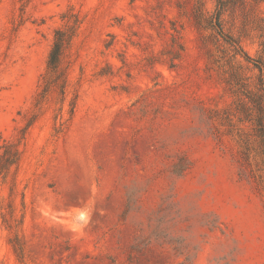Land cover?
Wrapping results in <instances>:
<instances>
[{
	"label": "rangeland",
	"instance_id": "obj_1",
	"mask_svg": "<svg viewBox=\"0 0 264 264\" xmlns=\"http://www.w3.org/2000/svg\"><path fill=\"white\" fill-rule=\"evenodd\" d=\"M244 1L220 33L217 0H0V157L20 152L0 264H264V0ZM58 29L69 84L40 113Z\"/></svg>",
	"mask_w": 264,
	"mask_h": 264
},
{
	"label": "trees",
	"instance_id": "obj_2",
	"mask_svg": "<svg viewBox=\"0 0 264 264\" xmlns=\"http://www.w3.org/2000/svg\"><path fill=\"white\" fill-rule=\"evenodd\" d=\"M244 0H217L218 14L216 20L218 22V28L220 33H223L220 22V15L224 12L242 6ZM225 39L226 42L230 43L236 51L244 53L241 46L231 37ZM70 43V34L68 31H63L61 29L56 30L54 43L51 48L48 60V66L46 73L43 75V93L37 101L40 106V113H42L43 104H46L50 100L51 93L55 91H60L63 96H65L66 89L68 87L69 81L67 78V71L64 68V52ZM247 59H251L247 54H245ZM257 68L262 72L261 66ZM64 99V98H63ZM38 115H35L37 117ZM4 152L0 157V175L8 171V169L14 164L18 163L20 160V152L13 144H6L4 147Z\"/></svg>",
	"mask_w": 264,
	"mask_h": 264
}]
</instances>
